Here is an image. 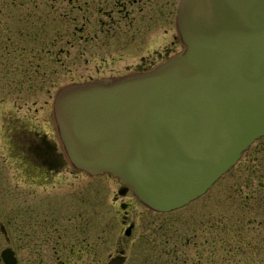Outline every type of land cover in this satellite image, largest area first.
Wrapping results in <instances>:
<instances>
[{
  "label": "rangeland",
  "instance_id": "rangeland-1",
  "mask_svg": "<svg viewBox=\"0 0 264 264\" xmlns=\"http://www.w3.org/2000/svg\"><path fill=\"white\" fill-rule=\"evenodd\" d=\"M28 1L38 5L34 13L28 11L32 5H27L23 17L13 18L14 12L7 19L4 11L0 18L17 32L23 24L27 29L33 15L30 30L38 33V41L28 42L29 46L45 47L40 55L28 56L33 58L32 73L22 76L18 61L10 74L0 71V221L7 232L6 236L0 232V252L11 247L19 264H37L28 251L31 245L27 249L26 240L19 238L21 226L25 232L36 227L38 237L32 242L36 246L41 245L44 230L55 226L61 244L67 246L66 255L46 263L43 254V264H113L122 241L131 246L125 252L129 258L125 264H144L140 250L164 240V228L195 240L199 227L214 223L216 264H264V237L260 235L264 236V137L206 195L169 214L154 213L130 193L120 196L121 182L109 175L90 177L68 167L51 184L33 183L34 175L24 170L13 152L22 144L15 129L47 135L61 155L53 110L61 88L153 69L182 52L184 45L176 27L179 0H132L131 8L124 0ZM16 10L17 16L21 9ZM123 216L134 224L131 238L124 236ZM233 243L241 245V257L228 254ZM71 246L75 247L68 255ZM86 246L88 256L82 259L78 250L84 253Z\"/></svg>",
  "mask_w": 264,
  "mask_h": 264
},
{
  "label": "water",
  "instance_id": "water-1",
  "mask_svg": "<svg viewBox=\"0 0 264 264\" xmlns=\"http://www.w3.org/2000/svg\"><path fill=\"white\" fill-rule=\"evenodd\" d=\"M177 25L183 53L66 86L54 102L71 162L120 178L159 212L204 194L264 135V0H181ZM2 259L17 264L9 248Z\"/></svg>",
  "mask_w": 264,
  "mask_h": 264
},
{
  "label": "flooded vegetation",
  "instance_id": "flooded-vegetation-1",
  "mask_svg": "<svg viewBox=\"0 0 264 264\" xmlns=\"http://www.w3.org/2000/svg\"><path fill=\"white\" fill-rule=\"evenodd\" d=\"M124 1H126L125 5L127 8L134 6L132 0ZM15 130V134L18 136L17 139L20 140V143L22 144L15 146L13 152L18 155L19 162L25 167L24 170L34 175L33 183L35 185L43 186L46 183L51 184L50 181H53L59 176L62 170H68V167L71 168V164L67 160L63 150V154L60 155L57 153L56 143L49 139L47 135L41 136L40 133L36 131L32 132L31 135L26 133L24 128ZM36 135L37 138L34 139L33 136ZM129 192L130 191L127 193ZM125 217L127 216H123L122 222H125L127 228L133 223L128 222V217ZM259 226L262 227V221H259ZM133 231L134 229L129 238L132 237ZM162 231H164V240H161L158 243L150 242L147 244L145 250H140L139 253L142 252L144 255V264L150 262H152V264H216L217 245L214 223H207L204 227H199L197 230L199 235L194 236L195 240H185L181 231L178 230H175V234H172V231L168 228H164ZM37 233H39V231H37L35 226L32 231L25 232L22 225L19 237L26 240L27 249L31 245V249L28 251L31 250L37 264L44 263L43 254L47 255L48 260L46 263H51L54 260L59 259L62 254L63 256L66 255L67 246L65 243L61 244L62 236L59 234V230L55 226H48L47 229L44 230V233L46 234L42 237L43 241L41 242L43 247L41 245L36 246L35 244H32L33 240L38 237ZM260 235L262 238L264 237L263 234ZM74 247L75 246L70 247L68 255L71 254L72 248ZM83 247L84 246L82 245V248ZM82 248L78 250V252L82 254V259H86L88 256L87 246L85 247L86 251L84 253ZM130 248L131 246L128 248L125 246V242L122 241L118 246V255L112 260L113 264H125L129 259L126 257L125 252ZM241 249V245L233 243V245L228 246L227 252L229 255L241 257L243 254ZM60 263L65 264V261Z\"/></svg>",
  "mask_w": 264,
  "mask_h": 264
},
{
  "label": "trees",
  "instance_id": "trees-1",
  "mask_svg": "<svg viewBox=\"0 0 264 264\" xmlns=\"http://www.w3.org/2000/svg\"><path fill=\"white\" fill-rule=\"evenodd\" d=\"M27 5H32L31 9L28 11L34 13L37 10L38 5L33 1L28 0H0V18L1 15L6 11L7 19L11 18L13 16V13L17 12V8H20L19 14L16 16L14 13L13 18L17 17L16 19L23 17V10L26 9ZM44 11H46L45 17H47V13L49 10L47 9V6H45ZM26 15V14H25ZM24 15V16H25ZM34 16H30V21L27 29L25 25L21 26L20 29L16 32L11 24H6L3 22H0V71H5L6 73L9 72V74L13 71L12 68L14 66V63L18 65L17 68L20 70L22 76H26L30 71L32 73L34 64L31 59L28 56L34 57L36 54L40 55V53L43 52L45 49L44 46L40 44V46L30 47L28 42H35L38 41V33H34L30 30L32 27V18ZM23 27V28H22ZM5 34L6 38H4ZM17 33H20V35L25 34V40L21 36H19ZM29 34V35H27ZM32 34V35H30ZM16 35V38L14 37ZM19 37V38H18ZM18 38V41H17ZM21 59V61L19 60ZM27 60L26 62H23L24 60ZM24 65V68H21ZM37 69H40V67H37ZM3 70V71H2ZM17 71V69L15 70ZM39 71V70H35ZM20 83V82H19ZM21 89V87H20ZM1 264V263H0Z\"/></svg>",
  "mask_w": 264,
  "mask_h": 264
}]
</instances>
